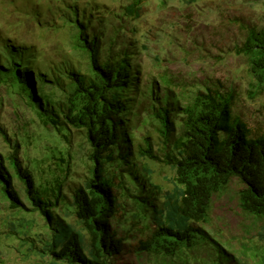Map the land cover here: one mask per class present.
<instances>
[{
  "label": "rangeland",
  "instance_id": "374dc122",
  "mask_svg": "<svg viewBox=\"0 0 264 264\" xmlns=\"http://www.w3.org/2000/svg\"><path fill=\"white\" fill-rule=\"evenodd\" d=\"M131 2L0 0V53L4 52L0 59H11L6 45L12 41L33 48L30 61L48 79L55 77L62 86L67 85L69 71L84 73L89 67L87 56L76 45L79 33L74 22L80 18L90 23L87 34L100 38L104 57L126 54L140 78L146 83L157 81L163 94L174 95L185 84V97L180 98L184 104L209 83H222L225 91L234 92L236 113L256 132L264 131V88L256 89L248 60L240 53L249 32L264 28V0H144L139 18L124 11ZM166 78L171 81L167 88L161 83ZM62 88L66 87H45L59 101ZM142 133L155 138L157 151L156 133L147 128L137 137ZM17 147L20 163L39 190L59 181L70 198L85 185L91 164L83 134L77 130L60 134L54 126H47L31 108L29 94L17 80L3 78L0 154L8 160ZM130 155L129 165L119 161L106 166L118 200L112 229L126 242L112 264H218L217 250L209 243L172 257L139 251L140 242L155 231L154 209L161 205L164 194L173 190L175 172L160 152V160L133 151ZM130 167L139 182L130 178ZM14 185L23 203L20 209L10 207L0 187V264H65L43 253L54 232L42 211L32 204L24 184L15 178ZM240 189L241 183L234 179L217 194L208 224L200 227L225 250L235 253L242 264H264V241L259 236L264 223L241 210ZM156 191L160 196L151 200ZM147 200L148 204L143 202ZM53 213L81 229L71 206L57 207Z\"/></svg>",
  "mask_w": 264,
  "mask_h": 264
},
{
  "label": "trees",
  "instance_id": "16d2710c",
  "mask_svg": "<svg viewBox=\"0 0 264 264\" xmlns=\"http://www.w3.org/2000/svg\"><path fill=\"white\" fill-rule=\"evenodd\" d=\"M143 3L132 0L124 11L139 18ZM74 25L79 33L76 45L89 61L87 71H69L67 85L62 86L59 79H48L30 61L33 48L12 41L6 45L11 59H0V82L3 78L16 79L28 92L31 108L58 133L77 130L83 134L91 164L88 179L70 198L59 181L39 190L20 163L17 147L8 160L0 154V187L10 207H23L14 185L17 178L54 232L44 254L65 264H112L126 242L112 229L118 200L106 166L119 161L129 165L132 151L151 160H160V152L175 172L174 188L155 207V231L140 242L139 251L172 257L209 243L217 250L218 264H242L235 253L225 250L200 225L208 224L215 196L234 179L241 183V210L264 223V131L256 132L236 113L234 92L225 91L222 83H209L181 104L188 86L182 83L180 92L163 94L157 81L146 83L143 76L140 78L126 54L109 53L111 56L104 57L100 38L87 34L90 23L77 18ZM240 53L248 60L256 89L262 90L264 28L249 32ZM161 83L165 88L171 85L168 78ZM46 85L66 87L62 88L61 101L48 93ZM147 128L156 133L157 151L152 135L142 133L137 137ZM139 140L141 143H137ZM128 172L134 182H139L132 167ZM156 196H160L158 191L151 200H157ZM60 206L73 208L81 229L54 215ZM259 236L264 241V225Z\"/></svg>",
  "mask_w": 264,
  "mask_h": 264
}]
</instances>
